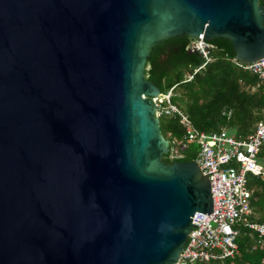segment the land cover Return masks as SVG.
Segmentation results:
<instances>
[{"label": "water", "instance_id": "1", "mask_svg": "<svg viewBox=\"0 0 264 264\" xmlns=\"http://www.w3.org/2000/svg\"><path fill=\"white\" fill-rule=\"evenodd\" d=\"M189 34L264 56L260 0H0V264H171L210 213L145 75Z\"/></svg>", "mask_w": 264, "mask_h": 264}, {"label": "trees", "instance_id": "2", "mask_svg": "<svg viewBox=\"0 0 264 264\" xmlns=\"http://www.w3.org/2000/svg\"><path fill=\"white\" fill-rule=\"evenodd\" d=\"M260 3L264 6V0ZM193 40L185 34L156 43L146 61V78L161 93L173 88L171 102L188 114L198 130L226 129L238 139L246 138L264 120V80L236 63L235 48L226 37L207 39L212 45L210 60L194 72L206 58L200 51L191 50ZM159 119L162 133L171 143L163 160L168 164L196 161L198 144L186 140V130L179 118L175 114H161ZM262 150L263 147L260 154ZM248 186L252 190L250 219L264 221V177L250 175ZM239 228V252L234 258L191 264H264V238L243 225Z\"/></svg>", "mask_w": 264, "mask_h": 264}, {"label": "built area", "instance_id": "3", "mask_svg": "<svg viewBox=\"0 0 264 264\" xmlns=\"http://www.w3.org/2000/svg\"><path fill=\"white\" fill-rule=\"evenodd\" d=\"M211 47L203 35L191 42V50L200 51L206 58L194 72L210 60ZM235 61L264 80V56L248 63L236 58ZM192 77L190 74L189 79ZM172 93L173 88L168 93L151 97L157 116L175 114L185 127L186 140L198 144L196 162L210 181L213 208L209 214H194L192 222L197 225L188 234L178 260L171 264L234 258L239 252L237 238L240 225L264 238V221L250 219L253 213L250 202L252 190L248 186L250 175L264 177V166L259 162L260 150L264 145V120L258 122L254 131L244 139L236 138L226 129L210 132L198 130L188 114L171 102Z\"/></svg>", "mask_w": 264, "mask_h": 264}, {"label": "rangeland", "instance_id": "4", "mask_svg": "<svg viewBox=\"0 0 264 264\" xmlns=\"http://www.w3.org/2000/svg\"><path fill=\"white\" fill-rule=\"evenodd\" d=\"M259 162L264 166V145L262 153L260 154Z\"/></svg>", "mask_w": 264, "mask_h": 264}, {"label": "flooded vegetation", "instance_id": "5", "mask_svg": "<svg viewBox=\"0 0 264 264\" xmlns=\"http://www.w3.org/2000/svg\"><path fill=\"white\" fill-rule=\"evenodd\" d=\"M176 152H178V151L176 150Z\"/></svg>", "mask_w": 264, "mask_h": 264}]
</instances>
